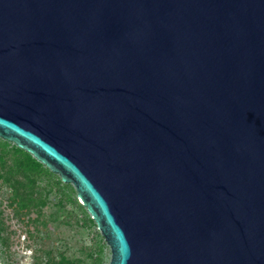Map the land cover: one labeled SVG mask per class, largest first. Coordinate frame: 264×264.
I'll use <instances>...</instances> for the list:
<instances>
[{"label": "water", "instance_id": "water-1", "mask_svg": "<svg viewBox=\"0 0 264 264\" xmlns=\"http://www.w3.org/2000/svg\"><path fill=\"white\" fill-rule=\"evenodd\" d=\"M0 137L110 264H264V0H0Z\"/></svg>", "mask_w": 264, "mask_h": 264}, {"label": "rangeland", "instance_id": "rangeland-1", "mask_svg": "<svg viewBox=\"0 0 264 264\" xmlns=\"http://www.w3.org/2000/svg\"><path fill=\"white\" fill-rule=\"evenodd\" d=\"M11 148L0 147V156L5 157L0 159V170L9 177L0 179V264H63L64 256L77 264H110L112 252L106 240L98 256L100 230L85 222V213L92 216L75 186L69 183L64 188L68 183L53 172L36 176L31 188L25 175L10 172L15 154ZM26 194L34 197L30 206L19 202Z\"/></svg>", "mask_w": 264, "mask_h": 264}, {"label": "trees", "instance_id": "trees-1", "mask_svg": "<svg viewBox=\"0 0 264 264\" xmlns=\"http://www.w3.org/2000/svg\"><path fill=\"white\" fill-rule=\"evenodd\" d=\"M10 141L4 138L0 137V147L3 148H10L13 150L14 154V159H13V164L10 168V172H14V173H18L21 175H25L27 177V179L29 180V185L32 188L33 184L35 183V177L40 176L42 174L45 175H54V173L41 161H39L32 153H30L29 151L17 146L16 144L12 143V145H10ZM5 157L4 156H0L1 161H3ZM8 173H3L0 170V179H8ZM24 185V184H22ZM68 185L71 184H67L65 185L64 188H68ZM26 187V185L24 186ZM17 196V195H16ZM34 198V197H33ZM31 195H27L26 194V198H22L19 199V202L22 203V206H30L31 205V201L33 200ZM85 222L89 225H96L95 220L89 216V214L85 213L84 216ZM2 222L0 221V239H2L1 234L3 231V227L1 226ZM97 237H99L98 240V256L102 254V250L104 248V244L105 242V238L103 237V235L97 231ZM61 262L63 264H77V261H73V260H69L68 258H66L65 256L62 257ZM48 264H54L53 261H48Z\"/></svg>", "mask_w": 264, "mask_h": 264}]
</instances>
